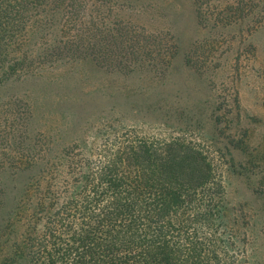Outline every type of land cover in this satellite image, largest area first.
Instances as JSON below:
<instances>
[{
	"label": "rangeland",
	"instance_id": "1",
	"mask_svg": "<svg viewBox=\"0 0 264 264\" xmlns=\"http://www.w3.org/2000/svg\"><path fill=\"white\" fill-rule=\"evenodd\" d=\"M76 2L71 32L49 8L0 63V194L32 160L184 137L215 162L228 256L264 264V0ZM84 32L94 48L66 45Z\"/></svg>",
	"mask_w": 264,
	"mask_h": 264
},
{
	"label": "trees",
	"instance_id": "2",
	"mask_svg": "<svg viewBox=\"0 0 264 264\" xmlns=\"http://www.w3.org/2000/svg\"><path fill=\"white\" fill-rule=\"evenodd\" d=\"M77 7L76 0H0V63L44 29L49 8L60 13L59 32L67 25L71 32ZM84 35L65 43L94 48L93 35ZM70 153L32 160L23 189L0 194V264H235L233 243L218 236L223 189L200 145L132 138L97 158Z\"/></svg>",
	"mask_w": 264,
	"mask_h": 264
}]
</instances>
